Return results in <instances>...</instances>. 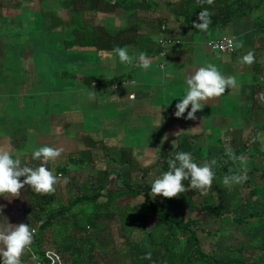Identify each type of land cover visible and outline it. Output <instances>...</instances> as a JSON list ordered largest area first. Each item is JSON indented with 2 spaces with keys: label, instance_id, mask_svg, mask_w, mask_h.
<instances>
[{
  "label": "crops",
  "instance_id": "obj_1",
  "mask_svg": "<svg viewBox=\"0 0 264 264\" xmlns=\"http://www.w3.org/2000/svg\"><path fill=\"white\" fill-rule=\"evenodd\" d=\"M183 5L182 0H0V147L30 167L40 164L32 159L39 147L62 148L61 156L47 165L60 178L56 185L61 170L71 166L66 176L83 175L80 184L88 190L94 174H114L129 166L152 169L155 160L163 159L162 149L175 153L181 138L200 149L217 138H238L231 142L237 150L253 138L262 149L264 2L205 33L186 20ZM223 36L235 37L243 47L233 53L214 50L208 41ZM160 37L172 39L164 68ZM117 47L127 48L133 58L144 53L150 67H136L135 59L132 65L121 63ZM250 50L255 62L243 64L241 58ZM209 64L225 77L235 76L237 86L201 102L196 120L176 118L187 78ZM123 80L128 81L111 86ZM219 154L223 156L222 149ZM37 195L26 185L11 202L0 196L11 223L37 229L22 264H33L32 252L50 248L47 242L37 244L44 221Z\"/></svg>",
  "mask_w": 264,
  "mask_h": 264
},
{
  "label": "trees",
  "instance_id": "obj_2",
  "mask_svg": "<svg viewBox=\"0 0 264 264\" xmlns=\"http://www.w3.org/2000/svg\"><path fill=\"white\" fill-rule=\"evenodd\" d=\"M182 1V14L192 24L193 21L199 22V12L207 8L212 13L209 27L226 26L235 16H244L249 9L264 2L214 0L213 5H200L197 0ZM252 142L253 138L241 145V150L236 151L240 155L250 149L247 157L243 159H232L224 155L219 158L214 167L212 187L206 193L189 189L173 198L154 197L150 193L152 183H149L148 176L158 167L162 172L168 171L169 161L174 158V153L155 168H141L140 173H137L140 178L136 181L129 178L135 171L132 167L129 166L124 171L114 170V174L122 178L124 186H118L120 183L114 184L107 194L103 191L107 187L106 183L94 185L92 194H86L79 187L75 189L79 182L74 183V186L68 184L74 196L67 205L37 210L40 218H44L39 224L37 244H52L65 264H264V206L261 203L264 199V181L259 180L264 178V150L260 148L258 140ZM197 150L202 151L195 142L189 138H181L176 152H189L195 156ZM161 152L160 158H164L170 149H162ZM126 156V163L132 166V157L129 153ZM224 157L227 159L222 161ZM244 168L248 175L245 183L231 187L223 184L224 176L239 174ZM256 174L259 175L256 177ZM182 183L188 188L190 180ZM122 195L130 197L124 205H119V211L110 210L116 198ZM103 196H107V199L100 201ZM52 200H48L47 204ZM78 204H91L95 208L84 222H80V215L72 211ZM40 207L41 203L37 209ZM98 209L109 211L107 215H112L111 217L112 213L115 214L110 223L100 221ZM82 212L85 213V210ZM205 212L228 222L229 225L247 227L248 237L240 246L227 245L220 248L221 252H207L196 228L199 217ZM55 224L61 228L57 234L51 230ZM117 226L124 229L125 238L121 247L117 243L121 238L114 237L112 239L116 240V244H113L112 254L108 253L102 259L97 258L95 251L100 247L97 238L101 237L103 231L107 234L108 229L111 234ZM91 229L99 232L93 233ZM247 250L255 256H246ZM43 252L44 250L38 253L42 255ZM147 252L152 253L151 260L141 259Z\"/></svg>",
  "mask_w": 264,
  "mask_h": 264
},
{
  "label": "clouds",
  "instance_id": "obj_3",
  "mask_svg": "<svg viewBox=\"0 0 264 264\" xmlns=\"http://www.w3.org/2000/svg\"><path fill=\"white\" fill-rule=\"evenodd\" d=\"M200 5H213L214 0H197ZM212 13L203 8L197 17L199 22L193 21V27L201 32H207L211 24ZM235 37H224L226 45L221 43L217 45L223 51L225 47L233 48ZM236 48L243 47L242 43H236ZM121 63L132 65L134 59L135 66L147 70L150 67L151 60L141 53L137 58L128 54L127 48L117 47L114 50ZM255 54L248 51L241 58L243 64L251 65L255 62ZM134 83V82H133ZM188 90L184 97L175 105L176 118L187 120H196V113L203 109L201 102L214 97H220L226 92V89L235 88L237 81L235 76H223L215 65L209 64L207 67H199L193 75L187 78ZM264 100V93L260 94ZM191 106V110H186ZM62 148L42 146L34 150L32 159L40 161L38 167L22 165L20 159L13 158L7 148L0 147V196L5 197L9 202L12 199L19 198L21 189L30 186L32 191L42 194H50L55 191V185L59 178L53 174L47 167L50 161H55L61 156ZM232 150L226 149V154L230 158L237 159L231 155ZM174 158L169 161V170L162 172L151 184V194L163 196L165 198L178 197L181 193L189 189H197L206 193L212 187L215 177L214 167L216 161H205L202 164L193 162V157L189 152H176ZM21 177H24L21 180ZM247 169L244 168L239 174L226 175L223 177V184L231 187L240 185L247 181ZM184 180H190L188 188L182 183ZM3 205H0V258L3 264H22L21 257L25 250L32 244L35 229L29 224H13L7 216L3 215ZM152 253L147 252L141 259L151 260Z\"/></svg>",
  "mask_w": 264,
  "mask_h": 264
},
{
  "label": "rangeland",
  "instance_id": "obj_4",
  "mask_svg": "<svg viewBox=\"0 0 264 264\" xmlns=\"http://www.w3.org/2000/svg\"><path fill=\"white\" fill-rule=\"evenodd\" d=\"M220 139L218 140V142L213 143L212 145L208 146L205 145V147L202 149L203 151H199L197 150V153H195V156L193 155V162L202 164L205 161H216V165L219 161V157H220V150L222 149V155L227 156L228 158H230L229 154H226V149L229 147L232 150L231 155H234L235 157H239L242 156L246 153V151H248L249 149H247L244 153H241L240 155L236 154V150L238 149V145L237 144H232L231 142H238V138H227V136H225V138H217ZM253 143V142H252ZM252 145V144H251ZM211 146H213V148H211ZM220 148L219 152H216L214 150V148ZM210 149H213L214 151L209 152ZM262 149L264 150V146L262 147ZM171 152H169L170 154ZM173 154V153H172ZM227 158L224 157L222 159V161H225ZM158 160H155V162L153 164H155ZM145 165V164H144ZM146 167V166H144ZM143 167V168H144ZM142 167H137L136 169H134L135 171L131 173L130 175V180L132 181H136L137 179H139V175H137V173H140ZM121 169H118L117 171H120ZM71 171V166H69V168L66 169H62L61 170V184L58 187L57 185H55V193H50L49 194H42V193H38L37 198H35L34 200L38 201L37 203H41V207H43L42 209L45 210L48 208H50V206L52 207H62L64 205H67L71 198L74 196V193L72 190H70L68 188V184L70 182H73L72 186H74V183L77 184V182H79V184L76 186L75 189H77L79 187V190L82 189L83 192H89V194H92L94 192V189L88 190L85 188V186H82L80 183L81 181H83L84 176L79 174L78 176H74V175H67L69 172ZM80 171V169H79ZM162 173V171L159 170V167L157 169H153L150 173V175L148 176V181L149 183H152L154 181L155 178H157L160 174ZM65 175V176H63ZM259 174H256V177ZM93 177L92 182H97L96 184H92V186L94 187V185H98V184H104L106 183L107 187L105 189H103L104 194L108 193L109 190L113 189V185L120 183L118 186H124L123 180L122 178L119 176V179L117 181V176L116 174H94L91 175ZM78 179H77V178ZM85 177H89V176H85ZM60 179V178H59ZM260 181H264V178H259ZM70 181V182H69ZM118 182V183H117ZM150 185V184H149ZM57 187V188H56ZM89 187V185H88ZM59 188V191H57V189ZM49 196L51 198H49ZM129 195H122L116 198L115 202H114V206L110 207V210H120V206L119 205H124V203L126 202L127 199H129ZM53 199V201H49L47 204L48 200ZM107 199V196H103L100 201H104ZM123 201V202H122ZM261 203L264 206V199L261 200ZM85 210V213L82 212V210ZM95 210L94 206L91 204H78L76 205L72 211L74 213H78L80 216L78 217L80 222H84L86 217L88 216V214H92L91 211ZM72 212V213H73ZM97 213L99 215H101L100 221L107 223H110V219H112L115 214H113V217H111L112 215H107L109 214V211H105L104 209H98ZM201 216V215H199ZM199 235L202 239V246L203 248L209 252V253H214V252H221L222 247H225L227 245L230 246H240V244L243 242L244 239H246L248 237V228L247 227H243V226H232L229 225L228 222L222 220V219H218L214 216H212L209 212H205L201 217H199V223L196 226ZM61 229V228H60ZM59 226L57 224H55L53 227H51V230L54 231L56 234L59 232ZM92 230V229H91ZM91 232L96 233L99 232L97 230H92ZM107 232V231H106ZM121 238V240L119 239L118 246L121 247L122 245V241L125 238L124 237V229L121 226H117L114 227L112 230V233H109V229L107 234L103 232H101V237L97 238V243H99V248L96 249L95 251V256L99 259H102L104 256H106L108 253L112 254V250H113V244H116V240L112 239V238ZM50 248L55 249V247L52 244H49ZM228 252V251H226ZM245 255L248 257H254L255 254L252 253L250 250H247L245 252ZM104 262V261H103Z\"/></svg>",
  "mask_w": 264,
  "mask_h": 264
},
{
  "label": "built area",
  "instance_id": "obj_5",
  "mask_svg": "<svg viewBox=\"0 0 264 264\" xmlns=\"http://www.w3.org/2000/svg\"><path fill=\"white\" fill-rule=\"evenodd\" d=\"M166 28H167V25L165 23L162 24V29L165 30ZM224 37L225 36L220 37V38H211L208 41V43L214 50L220 51L222 53H233L235 51V40H233L232 49H228L227 47H225V49L221 51V49L217 47V45L221 43H224L226 45L227 42L224 40ZM227 37L232 38V36H227ZM171 41L172 39L168 37H160L159 39V56L162 59L161 64H160L161 68L165 67V64H166L165 57L167 55V46L171 43ZM127 81L128 80L116 81V82L111 83V86L114 88H117L121 84ZM129 82L133 83L134 81L130 80ZM93 84L100 85L101 83L99 81H94ZM131 97L134 98L135 94H131ZM34 229L36 233L37 229L36 228ZM31 256H32L33 264H65L61 254L56 249H53V248L45 249L42 255L32 252Z\"/></svg>",
  "mask_w": 264,
  "mask_h": 264
},
{
  "label": "water",
  "instance_id": "obj_6",
  "mask_svg": "<svg viewBox=\"0 0 264 264\" xmlns=\"http://www.w3.org/2000/svg\"><path fill=\"white\" fill-rule=\"evenodd\" d=\"M171 153H173V152H171ZM170 153V154H171ZM170 154H167L163 159H160V160H158L155 164H153L152 166H151V168H154L157 164H159L160 162H165V161H167L168 160V158H169V156H170ZM248 154V151H246V153H245V155H247ZM118 179H119V176H117V181H118ZM118 183V182H117Z\"/></svg>",
  "mask_w": 264,
  "mask_h": 264
}]
</instances>
